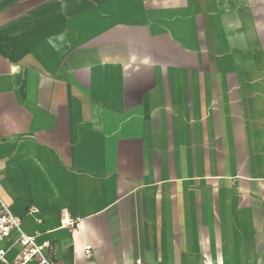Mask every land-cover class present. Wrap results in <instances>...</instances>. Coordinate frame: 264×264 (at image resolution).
I'll list each match as a JSON object with an SVG mask.
<instances>
[{
	"label": "crops",
	"instance_id": "0c3cea01",
	"mask_svg": "<svg viewBox=\"0 0 264 264\" xmlns=\"http://www.w3.org/2000/svg\"><path fill=\"white\" fill-rule=\"evenodd\" d=\"M0 198L57 264H264V0H0Z\"/></svg>",
	"mask_w": 264,
	"mask_h": 264
},
{
	"label": "built area",
	"instance_id": "2783aa9c",
	"mask_svg": "<svg viewBox=\"0 0 264 264\" xmlns=\"http://www.w3.org/2000/svg\"><path fill=\"white\" fill-rule=\"evenodd\" d=\"M29 213H38V210L33 208ZM74 223L66 219L61 222V227H72ZM12 234L16 236L15 243L19 249L9 260L7 253L11 247L6 246V242ZM90 248V245L85 247L87 255ZM53 254L54 246L47 241H39L36 234L30 235L23 231L21 219L13 215L9 206L0 198V264H57L53 261Z\"/></svg>",
	"mask_w": 264,
	"mask_h": 264
}]
</instances>
